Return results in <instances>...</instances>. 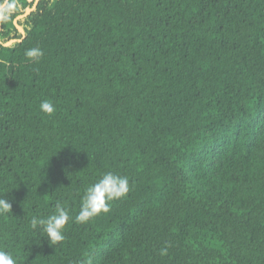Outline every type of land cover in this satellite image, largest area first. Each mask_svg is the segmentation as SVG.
Instances as JSON below:
<instances>
[{
	"label": "trees",
	"instance_id": "trees-1",
	"mask_svg": "<svg viewBox=\"0 0 264 264\" xmlns=\"http://www.w3.org/2000/svg\"><path fill=\"white\" fill-rule=\"evenodd\" d=\"M33 2L0 0V250L16 264H264V0H39L22 34ZM107 172L129 193L76 223ZM57 202L70 219L51 246L30 221Z\"/></svg>",
	"mask_w": 264,
	"mask_h": 264
},
{
	"label": "clouds",
	"instance_id": "clouds-1",
	"mask_svg": "<svg viewBox=\"0 0 264 264\" xmlns=\"http://www.w3.org/2000/svg\"><path fill=\"white\" fill-rule=\"evenodd\" d=\"M42 56L43 51L38 47L25 52V57L30 62H38ZM40 109L47 115H51L55 111V107L50 101L41 102ZM129 191V180L126 176L114 172L104 173L97 182L84 190L75 222L87 223L102 212H109L111 202L126 197ZM8 213H12V204L6 198L0 197V215ZM69 219V210L57 202L55 211L51 215L45 218L33 217L30 223L33 230H40L49 245L55 246L65 239L64 229ZM165 253L166 249H162L161 254ZM0 264H16V260L11 253L0 250Z\"/></svg>",
	"mask_w": 264,
	"mask_h": 264
},
{
	"label": "water",
	"instance_id": "water-1",
	"mask_svg": "<svg viewBox=\"0 0 264 264\" xmlns=\"http://www.w3.org/2000/svg\"><path fill=\"white\" fill-rule=\"evenodd\" d=\"M38 2H39V0H34L32 6L27 7L22 13L18 14V15L14 18L13 22H14L16 28L18 29V31L21 32L22 34H24L25 31H24L23 27L18 23V19L23 18L24 16L28 15L32 10H34L35 7H36V5L38 4ZM1 7H2V6H0V8H1ZM15 40H17V39H16V38H12V39H9V40L6 41V42H3V44H4V45H8L10 42L15 41ZM0 42H1V40H0Z\"/></svg>",
	"mask_w": 264,
	"mask_h": 264
}]
</instances>
